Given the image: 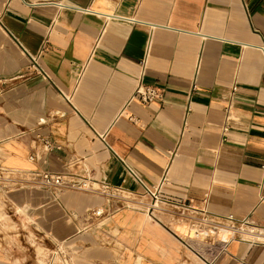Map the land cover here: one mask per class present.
Returning a JSON list of instances; mask_svg holds the SVG:
<instances>
[{"label":"crops","instance_id":"0c3cea01","mask_svg":"<svg viewBox=\"0 0 264 264\" xmlns=\"http://www.w3.org/2000/svg\"><path fill=\"white\" fill-rule=\"evenodd\" d=\"M139 77L163 97L131 98ZM263 158L264 0H0V264L58 247L71 264H264L244 234L183 243L198 215L264 228Z\"/></svg>","mask_w":264,"mask_h":264},{"label":"built area","instance_id":"2783aa9c","mask_svg":"<svg viewBox=\"0 0 264 264\" xmlns=\"http://www.w3.org/2000/svg\"><path fill=\"white\" fill-rule=\"evenodd\" d=\"M36 56L29 55V63L30 67L32 68V72L36 73L37 75H40L42 78L47 79L46 73L42 70V68L38 64V59ZM141 68L143 69L145 64V57L142 58L140 61ZM193 88V87H192ZM234 88V87H233ZM164 95V88L155 84H145L140 80V77L137 79V82L134 86L133 92L131 94V98H136L142 103L148 104L151 101L160 100ZM63 98L69 102V97L65 94H62ZM227 123H225L222 127V132L225 133L227 131ZM43 145L46 150H50L53 146V144L48 141L47 139L43 140ZM261 166L264 167V158L262 159ZM130 171V170H129ZM39 175V181L40 183L45 187H53L54 190L60 191L62 189L66 188H81L83 190H95L98 191L101 195H103L107 200L108 203H112L111 201L116 198H126V194H123L121 189L118 187H111L107 183L104 182H98L97 180L92 179L89 175H84L81 177V179L78 181L76 179H67L64 177L61 173H55L50 171H41L38 173ZM1 177V172H0ZM9 177H6L4 179L5 183L3 187H8V184H12ZM165 180V176L163 175L161 177V181L159 184H161L162 181ZM159 184L153 189L148 190L144 192L147 196L151 199V205L154 206L161 202L162 199L158 195V188ZM127 199V198H126ZM152 206L151 209H149V213L152 214ZM108 212H112L115 208L112 206L108 207ZM87 216H95L99 217L104 214V209L94 208L91 210H88ZM195 219L190 223L189 226V233L185 235V239L183 240V243L185 246L190 247L193 241H199L202 243L206 242V238L209 236H214V234L217 232L219 228H223L221 224L224 222L231 223L232 225L239 224L244 227L245 230L249 231L252 234H258L259 236H246V238H249L253 241H261L264 242V228H259L253 224H250L248 221L244 220L242 222L236 223L234 222L230 216H227L225 219H215L211 217H206L203 215H198L194 217ZM223 245H218L216 250L221 251L223 250ZM210 248L212 250H215L214 247L211 245ZM71 253L68 252V250H63L60 247L56 248L51 252L50 255H48L45 264H71Z\"/></svg>","mask_w":264,"mask_h":264},{"label":"rangeland","instance_id":"374dc122","mask_svg":"<svg viewBox=\"0 0 264 264\" xmlns=\"http://www.w3.org/2000/svg\"><path fill=\"white\" fill-rule=\"evenodd\" d=\"M221 226H223V229H225L226 230V232H224V231H220L221 229H222V227L221 228H219L218 230H219V232H218V237L219 238H223V237H233V236H237V235H240V236H242V233H238V232H236V230L235 229H238V228H240V227H244V226H241V225H239V224H235V225H232L231 223H228V222H224L223 224H221ZM217 230V231H218ZM246 232H247V230H246ZM226 233H228L227 235H225Z\"/></svg>","mask_w":264,"mask_h":264},{"label":"bare ground","instance_id":"6f19581e","mask_svg":"<svg viewBox=\"0 0 264 264\" xmlns=\"http://www.w3.org/2000/svg\"><path fill=\"white\" fill-rule=\"evenodd\" d=\"M235 230H236V232L242 233V234L247 235V236H250V235L259 236L258 234H252L249 231L246 232V230L244 228H238V229H235Z\"/></svg>","mask_w":264,"mask_h":264}]
</instances>
